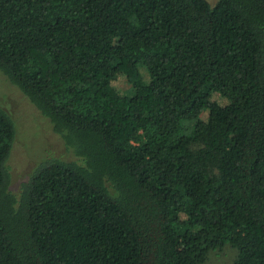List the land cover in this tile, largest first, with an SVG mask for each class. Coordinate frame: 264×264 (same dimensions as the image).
I'll use <instances>...</instances> for the list:
<instances>
[{"label":"trees","instance_id":"trees-1","mask_svg":"<svg viewBox=\"0 0 264 264\" xmlns=\"http://www.w3.org/2000/svg\"><path fill=\"white\" fill-rule=\"evenodd\" d=\"M0 71L70 153L0 107V264H264V0H0Z\"/></svg>","mask_w":264,"mask_h":264},{"label":"rangeland","instance_id":"rangeland-1","mask_svg":"<svg viewBox=\"0 0 264 264\" xmlns=\"http://www.w3.org/2000/svg\"><path fill=\"white\" fill-rule=\"evenodd\" d=\"M213 4L216 0H207ZM123 91L126 83L121 75L112 81ZM0 107L12 118L15 135L6 159L11 174L10 186L16 189L18 181L30 170L41 155H70L60 136L51 128L49 120L22 94L19 87L0 71ZM235 248L225 242L220 248L209 250L201 264H231Z\"/></svg>","mask_w":264,"mask_h":264}]
</instances>
